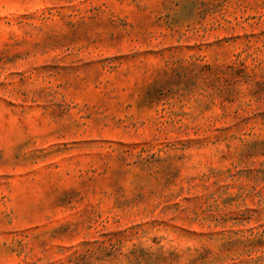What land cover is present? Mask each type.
<instances>
[{"label":"rangeland","instance_id":"obj_1","mask_svg":"<svg viewBox=\"0 0 264 264\" xmlns=\"http://www.w3.org/2000/svg\"><path fill=\"white\" fill-rule=\"evenodd\" d=\"M0 264H264V0H0Z\"/></svg>","mask_w":264,"mask_h":264}]
</instances>
